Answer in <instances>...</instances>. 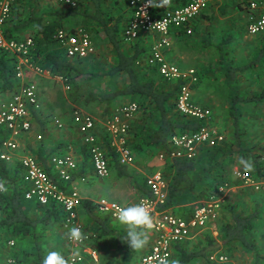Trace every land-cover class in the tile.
Returning <instances> with one entry per match:
<instances>
[{
  "label": "trees",
  "instance_id": "trees-1",
  "mask_svg": "<svg viewBox=\"0 0 264 264\" xmlns=\"http://www.w3.org/2000/svg\"><path fill=\"white\" fill-rule=\"evenodd\" d=\"M28 1V5L35 6L36 1L41 0ZM87 1L90 8L85 7L83 1L79 0L77 8H68L64 13L53 12L51 14L53 19L44 24L42 23L43 20L36 14H32L29 19L21 17L13 9L16 5L14 3L15 5L12 6L10 11L11 17L3 26L4 36L19 40L21 32H32L31 37L36 45L34 44L31 61L42 69L49 70L52 76L64 79L65 86L68 87V96L75 104L83 106L95 104L99 109L102 108V118L109 115L114 103L119 100L128 99L137 103L138 111L128 130V147L131 153L134 157L141 154L158 156L163 153L167 155L171 149L170 141L173 136L194 132L199 129L202 122L184 117L176 110V93L181 82L163 80L158 75L156 68L149 67L143 62L145 55H147V43L140 38L133 43L124 44L122 32L130 14L126 2L121 0L124 2V6H114L113 9L116 10L114 14L112 9L103 7L106 0ZM187 1L189 0H173V3L175 6H182ZM206 1V9L191 24L192 34L186 36L182 30H178L173 34V38L185 37L189 40L197 35L196 31L198 32L199 26H196V24L199 21L210 22L213 19L212 3ZM254 1L257 0H230L232 8L230 11L223 12L222 15L227 16L231 11L244 12L249 4ZM225 5L229 7V4L225 3ZM120 10L122 12H119ZM63 20H65V23H63ZM67 21L70 24H67ZM76 24L77 26H75ZM65 25L70 26L66 27ZM76 28H82L88 33L93 46L105 45L110 54V61L104 67L105 69L101 68L100 72H93L88 77V80L97 83L98 81L105 82L104 88L97 90L96 93L84 91L80 82L83 72L82 62L90 58H92V62L94 60L98 61L99 59L93 57L95 53L84 60H70L65 57L64 50L53 39L54 34L59 29L73 30ZM260 35L262 34L253 36L249 41L250 45L246 43L247 47H245L247 51H257L253 60L245 68L251 69L260 64L262 69L258 74L259 77H261V72L264 69V38ZM234 36V33L227 34L215 47L211 46L210 40L201 38L202 49L212 47L217 51H228L225 50V46L231 44ZM53 45H57L58 50L61 52H54L56 50H54ZM137 62L139 63L137 64ZM223 67L225 86L230 93L228 95L229 116L233 119V124L237 128L238 125L235 120H237L238 113H241L240 105L242 103L250 101L264 106V85L258 93L248 97L246 93L235 88L238 72H243L242 68H236L231 63H225ZM259 82L261 83V80ZM201 83L202 76L199 77L196 88ZM18 85L19 82L15 78V59L0 51V96H10L15 93ZM232 90H235V92L231 93ZM39 115L42 116L39 108L32 110L30 112V122L37 121L41 135H44L45 125H48L51 119L45 117L42 119L44 122H42L38 119ZM6 138H8V133L0 130V139ZM223 144L228 148L225 141ZM103 147L109 158V170L110 168L120 170L117 155L109 148L106 140ZM204 152L205 159L201 161L203 165H199L201 159L192 161L170 159L168 155L161 161L160 173L167 187V199L164 209L170 210V212L173 211L172 213L175 215L187 217L193 209L192 204L187 205L180 211H176L175 208V202L180 200L182 188L183 192L190 197V201L196 203L206 200L209 195L216 192L221 182H216L215 177L211 174V168L216 163L215 157L224 152V146L207 148ZM82 154L84 159L81 163H77L78 169L73 173L72 180L84 175L86 172L89 158L85 147L82 148ZM38 161L45 172L51 175V179L62 187V183L56 181L52 176L50 168L45 164V158L40 155ZM198 169H201L200 173ZM118 174L119 176L128 175V173L121 171ZM0 182L4 184V190L0 193V247H3L5 242L14 240L11 247L15 249V252L10 254L12 259L21 261L22 264H41L42 258L47 252H45L46 249L40 242V238L44 241L45 234L52 229V226H57V229L62 226L63 211L53 203L48 206H41L35 201L24 199L27 183L25 172L18 163L8 165L0 162ZM65 186L68 188V184ZM133 187L141 197L152 198L150 190L146 186L145 177L135 176ZM193 191H195L194 195H192ZM79 209H82L88 218L97 223L103 234L107 232L106 223L110 217L109 215L103 217L96 214L94 212L97 209L96 204L90 200H82ZM258 216V209L247 217L231 213L232 223H226L221 230L222 242L225 245L235 244L236 246L233 247L240 248L246 254L253 253L255 242L248 240L247 236L253 221ZM2 235L3 237L7 236L6 240L2 241ZM124 237L125 235L122 236L124 249L129 254H134V250L126 245ZM207 239L208 246L201 250L188 252L182 245L175 246L177 264H188L195 258H203L208 261L209 255L215 252V246L209 236H207ZM4 254L9 255L8 252ZM2 262L3 260H0V264ZM209 264L212 263L209 262Z\"/></svg>",
  "mask_w": 264,
  "mask_h": 264
},
{
  "label": "built area",
  "instance_id": "built-area-1",
  "mask_svg": "<svg viewBox=\"0 0 264 264\" xmlns=\"http://www.w3.org/2000/svg\"><path fill=\"white\" fill-rule=\"evenodd\" d=\"M15 1L0 0V51L15 59V78L19 82L17 91L7 100L0 102V130L8 133V138L0 139V162L12 165L16 160L24 170L27 183L25 200L35 201L41 206L53 203L62 209V228L70 249L66 264H84L85 256L89 257L91 264H98L96 252L84 248L88 238L78 220V209L82 201L80 194L74 186L70 188L65 186L73 183L72 175L77 171L75 161L66 155L50 159L51 174L56 181L63 184L60 187L34 157L19 154V139L31 130L30 112L39 108L37 87L28 79L26 71L41 77H49V73L31 61L34 50L32 38L17 40L4 36L3 26L9 19ZM58 1L69 9L77 8L79 2V0ZM124 1L130 11L122 32L124 44L133 43L140 38L144 40L148 45L146 65L156 68L158 75L165 81L181 82L176 93V110L184 117L202 122L199 129L194 132L173 136L170 141L171 149L167 155L170 159L192 161L201 148L219 147L225 141L224 135L214 128L210 111L192 98V92L199 81L197 72L193 68L182 70L167 58L173 34L182 30L186 36L191 35V24L206 9L207 1L189 0L182 6H175L173 0ZM247 10V34L250 36L263 34L264 7L251 2ZM53 39L64 50L67 59L84 60L95 53L88 33L82 28L59 29ZM260 80L264 85V69ZM62 82L65 84L64 79ZM65 89L68 90V87L65 86ZM137 111L138 106L135 103L120 105L113 108L101 123L104 132L101 137L106 135L107 139L104 140L109 141V148L117 155L121 166H130L134 163V156L127 143L129 124ZM72 118L86 148L94 176L99 179L107 178L110 170L102 147L103 140L101 138L98 140L95 136L97 119L91 115L78 113L73 114ZM54 125L57 128L62 127L59 120H55ZM167 155L159 154L158 160L162 161ZM237 177L245 185L249 184L256 191H261L264 196V181L255 182L246 172H239ZM0 185H2L1 193L4 184L0 182ZM146 186L152 198H143L138 203H143L150 209L153 220L150 232L153 240L137 264H172L175 246L182 245L209 229L215 220L218 199L213 196L203 204L194 206L189 216L181 217L163 208L167 199V187L160 172L157 171L146 177ZM218 191L221 193L223 188L220 187ZM96 205L99 212L118 221L119 211L123 208L121 205L105 199H101ZM73 227L81 230V239L68 238L67 234ZM13 244L12 241L8 242L9 246ZM209 262L229 264L230 260L227 256L215 252L209 256ZM7 264L19 263L8 260Z\"/></svg>",
  "mask_w": 264,
  "mask_h": 264
},
{
  "label": "crops",
  "instance_id": "crops-1",
  "mask_svg": "<svg viewBox=\"0 0 264 264\" xmlns=\"http://www.w3.org/2000/svg\"><path fill=\"white\" fill-rule=\"evenodd\" d=\"M80 1H83L85 7L90 8V4L87 0H80ZM116 1H118V0H106L103 4V7L104 8L108 7L109 9H112L113 13L115 14L116 10H114L113 7L114 6H121L119 3H116ZM254 3L258 4L255 1H254ZM244 13H245V22H241L238 20L239 16H237L235 13L231 12L234 19H231L230 24L225 25L222 29L228 30L231 33H233L231 31L232 28L230 26L234 25L233 26L234 28H238L236 30V32H234L235 35L238 36V33L241 32L242 28L244 29L245 33L247 34L245 27H246V23H247L248 10L247 9L244 10ZM242 16H244V15L242 14ZM226 18H228V17H226ZM63 23H65V20H63ZM235 23H237V24H235ZM67 24H70V22L67 21ZM204 24H205L204 21H199L196 24V26L197 25L199 26V29H198V32L196 31L197 35H195V36L196 37L198 36L197 39L200 42H201V38H202L201 35L205 34L202 31ZM229 28H231V29L229 30ZM226 34L224 32V35H226ZM247 36L252 38V36H250L248 34H247ZM231 41H233V37H232ZM189 42H192V41H190V39L189 40L186 39L185 37H182L180 39H176L175 43H174L175 51H173V50L169 51V53L167 54L168 60L172 63L174 62V64L176 63L175 65H177L182 70H187L189 68H193L192 66H195L198 69V71L202 74H204L205 72H209V70H211V71L217 72L219 74L222 73V75L224 76V71H223L224 67L223 66L225 65V63H229L227 61H224V59H225V57H228L229 55H231L229 58H231V62H232L231 64L234 67L239 68V69L242 68L243 72H248L251 70V69L245 68V67H248L249 63L253 60V58L255 56V51H253V52L252 51H244V53H243V51H240L243 48L242 44H238V45L236 44L240 48L239 51H230V52L229 51H216L218 53V57H219V60L216 62V65H213L212 67H210V64H209L208 66L203 67L201 64H196V61L194 63L190 64L189 60L186 58L187 53L189 51L187 52L184 50H186V48H187L186 45ZM234 45H235V43H234ZM58 49L59 48L57 47V50ZM176 49H177V51H176ZM54 50H56V49H54ZM54 52L60 53L61 51L58 50V51H54ZM241 55H243L244 57L247 58L246 63L243 65L239 64L240 61L237 58V56L239 58L243 57ZM247 56H249V57H247ZM146 57H147V55H145V57L143 59V62L145 64H146ZM220 57L223 58V60L220 59ZM199 61H201V60H199ZM138 63L139 62H137V64ZM45 71H47L49 73L48 74L49 77L44 76L43 78H45L47 80L55 79L57 82H59L63 86V89H65V84H63L61 77L52 76L51 73L49 72V70H47V69H45ZM243 72H238V73L241 74ZM198 74L199 73H197V75ZM26 75H27V77L31 76V79L34 81H35L36 77H39L38 75L29 73L28 71H26ZM34 76H36V77H34ZM199 77L201 78V75H198V78ZM28 79L31 80L30 78H28ZM261 85H262V83H261ZM199 87L200 86H198L197 88L195 87V89L193 90L192 98L196 103H198L199 105L208 109L211 113V110H212L211 109L212 107L210 105L211 100H209L208 98L203 99L201 102L198 100ZM122 100L124 101V103H121L122 105L129 104V103H135V102L130 101L128 99H122ZM135 104H137V103H135ZM93 105H95V104H93ZM118 106H120V105H118ZM115 107H117V106H115ZM115 107H113V108H115ZM97 109H99V108L97 107ZM82 113L86 114L85 112H82ZM87 115H89V113H87ZM211 115H212V113H211ZM92 116L94 117L95 115H92ZM213 117L214 116L212 115V118ZM104 118H100V120L97 119L98 122L96 123V129H95V132H96L95 136H97L98 140L100 138L103 140L102 141V147L104 146V142H105L104 139H107L106 135L103 138L101 137V135L104 133L102 125H101ZM38 119H40L42 121L43 117L39 115ZM253 119L254 118H251V121ZM71 120H72V125L74 126L73 129L75 130V132H73L71 130V132L68 135H66L64 139L61 138L57 142H56L57 138H55L56 136H53V134L50 136V133H55L54 132L55 130H53L50 127L51 124L45 125L44 135H41L39 123H37V121L34 120L31 123L32 132L27 133L25 135H22L21 138L19 139V143H18L19 144V154L20 155L27 154L29 156L34 157L37 161H38V159H40V155H41L42 157L45 158V164L50 168L51 171H52V168H51L50 159L52 157H62V156L66 155V156L71 157L75 161L76 164L81 163L84 159L81 148H84V145L82 143L81 136L79 135L75 125L73 124V118L72 117H71ZM42 122H44V121H42ZM263 125H264V119L262 122V126H260L259 139H257V151L255 148H253V144H254L253 140L248 139V137H242L241 138V136L237 135L238 133L236 134L234 132L233 139H231L232 142L229 143L232 146H230L228 144V148H226L224 144L220 145L222 147L224 146V152L220 153V155L215 157L216 164H217V168H216V175L217 176H214V177H215L216 182H221V183L217 187L216 192L213 193L212 195H209L207 197V199H210L211 197L215 196L214 198L218 199V209L216 210L215 220L209 226V229L205 230L204 232H205V234H207L206 239H207V236H209L213 240V244L215 246V249H214L215 252L221 253V254H223L229 258V260H230L229 264H264V241L261 242V240H260L261 239V231H262V233H264V196H263L261 191H256L255 188H253L249 184L245 185L242 182V180H240L237 177V174L239 172L240 173L246 172L251 177V179L253 181H255V182H263L264 181V133H263ZM213 126H214V128H216L215 127V118H213ZM218 131L223 134L222 131H220V130H218ZM37 135H38V137L36 138ZM223 135L225 137V143L227 144V142H229V139H227L225 134H223ZM51 138H52V141H51V143H49ZM46 139H47V141H46ZM106 141L109 144V141L108 140H106ZM52 142H53V144H52ZM44 146H45V149H44ZM205 149H207V148H201L199 150L196 158L201 159V161H204ZM103 151L106 154L104 147H103ZM227 153L228 154L231 153V155L233 156L232 159L234 160V162H229V161H226V163H225V161L221 162L222 156L223 155L225 156V154H227ZM254 153H255V155H254ZM241 158H244L245 160H248V158H249L248 161L251 162L252 167L250 169H245L240 164ZM108 159L109 158L107 156V160ZM16 163H18V162L15 160V162L12 164H16ZM87 164H88L86 166L87 169H86V172L84 173V175L78 176L75 180H73V183L68 184L69 188L74 186V185L78 186L79 191H80V196L82 195L81 198H83V200H90L94 204H96L101 199H106V200H112L109 202L117 203V204L122 206V205H124V204H122V202H125L126 199H124V197L121 195V193H123V192H121L122 190L119 187L118 181H121V180L124 181V179L126 180L127 178L131 179V181H130L131 189H132L131 191L134 192L135 195L139 196V201L143 198H146V197H141L139 195V193H137L133 187V178L135 177V176L133 177L131 175V168L133 167V164L130 166H121L119 164L120 170H118V171L110 168L108 178H106V179L105 178L99 179V178L94 176V173L92 171V166H91L89 159H88ZM199 165H203V162H200ZM77 169H78V166H77ZM247 170H251V171L249 172ZM120 171L124 172V173H128V175L127 176H119L118 173ZM198 171L200 173L201 169H198ZM221 179H224V181H222ZM96 180H98V181L105 180L106 182L103 181L104 185L110 181L109 183H112L111 187H113L114 191L112 192V190H111L108 192V194L105 193L104 196H106V198H100L97 201L95 199V195H96L95 191L96 190L102 191L104 189H102L100 186H97V185H100V183L99 182L95 183ZM113 180L117 181L118 184L117 183L114 184ZM121 184H123V183H121ZM61 185H63V184H61ZM220 187L223 188V191L221 193L218 191V189ZM129 191H130L129 188H127L126 192H129ZM129 194L130 193H128V195ZM183 194H184V192H183V188H182L180 198L183 197ZM194 194H195V191L192 192V195H194ZM206 200L199 202V203L190 202V205L192 204L194 207L196 205L203 204ZM138 202H135L134 204H137ZM187 205H189V202L187 203ZM256 209H258V211H259V216L256 220L253 221L252 227L249 231V235L247 236L248 240H250V241L252 240L253 242H255L254 252L250 253V254H246L240 248L233 247V246H236L235 244L225 245L222 242L221 230L223 228V225H225L226 223H229V224L232 223L231 222V213H237L243 217H247V216H250L251 214H253ZM78 210H79V215L82 219L83 228L85 229V233H86L85 235H87V238H88L85 242L87 244V247H88L87 250H91V251L96 252L97 257H98V264H130V262L134 261V259L136 257H138V260H139L140 257L146 253L150 243L153 240V235L149 231V240L150 241L147 244V247L145 248V250H143V249L134 250V254H129V252H127L124 249L123 244H122V236L126 234L125 226L121 225L118 221L109 218L107 223H106L107 232L105 234H103L99 230L97 223L93 222L90 218H88L87 214H85L82 209H78ZM94 212L96 214L103 216V217H105V215H106L104 213L99 212L98 209H95ZM224 213L226 215L222 216ZM78 220H79V218H78ZM56 227L57 226H52V228L54 230L59 231V233H60V234H58L59 240L58 241L53 240V243L51 245H49L47 247V249H48V251H59L66 260L67 256L65 257V255L68 252L69 246H67L68 244H67V242H64V240L62 243H60L62 241L61 236L65 235V231L62 228V226L59 229H57ZM200 234L201 233H199L196 238H194L190 241H187L186 243H192V242L198 240L197 238L200 236ZM6 238H7V236H5V237H3V235L1 236L2 241H4V239L6 240ZM11 241L13 242L14 240H11ZM186 243L182 244L183 248H184V245ZM206 243L201 248H194L191 250L186 249V250L188 252H191V251H195V250L205 249L208 246V239H207ZM91 247L94 250L90 249ZM237 247H239V246H237ZM48 251H45V252H48ZM215 252H213V253H215ZM175 253L176 252L173 251V255H174L173 257L174 258H173L172 264H174V260L177 259V255ZM8 260H15V259L9 258ZM200 260L204 261L206 264H209V262H208L209 257H208V261H206L203 258H195L191 262H189L188 264H197L198 261H200ZM85 264H91V260L89 259L88 256H86V258H85Z\"/></svg>",
  "mask_w": 264,
  "mask_h": 264
},
{
  "label": "rangeland",
  "instance_id": "rangeland-1",
  "mask_svg": "<svg viewBox=\"0 0 264 264\" xmlns=\"http://www.w3.org/2000/svg\"><path fill=\"white\" fill-rule=\"evenodd\" d=\"M28 2H29L28 0H16L15 1L16 5L14 4L15 7L13 9L16 10L17 13L25 19H29L32 17V14H36L40 19L43 20V22H42L43 24L48 22L49 20L53 19L52 15H51L53 12H56V13L63 12L64 13L65 11L68 10V8L61 5L58 0L36 1L35 6L28 5ZM117 2L121 6H124V2H122L121 0H118ZM208 2H211L212 6H213V8H212L213 9V13H212L213 19L210 22L204 21L205 24H204V27L202 28V31L205 34H203L201 36H202V39L210 40L212 47L213 46L215 47V45L220 43L226 37L227 34L231 33L230 31L224 30L222 28L225 25L230 24L231 19H234V18H233L231 13L228 16L222 15L223 12L230 11V9L232 8L230 6V3H231L230 0L229 1H226V0H208ZM255 2H257L259 4V6L260 5L262 7L264 6V0H257ZM225 3L229 4V7H226ZM119 12H122V10H120ZM232 13H235L237 16H239V19H238L239 21L245 22V13L244 12L233 11ZM242 14L244 16H242ZM9 17H11V15H9ZM226 17H228V18H226ZM79 24H80V22H79ZM235 24H237V23H235ZM65 26L67 27L70 25H65ZM75 26H77V24ZM233 26L234 25H231L230 27L232 29L229 28V30L231 29V31L234 33V32H236V30L238 28H234ZM224 32H225V34L226 33L227 34L224 35ZM31 34H32V32L23 31L19 35V39H24V38H28V37L32 38ZM260 36H263V38H264V33ZM251 39L252 38L248 37L247 34L245 33L244 29L242 28L241 32L238 33V36L237 35L234 36L233 41H231L232 43L225 46V50H228L229 52L230 51H239L240 48L237 45L242 44L243 48L240 51H243V53H244V51H247V50H245L244 47H247L246 46L247 44L250 45L249 41H251ZM175 40L176 39L173 38V36H172V41H171L172 43H171L170 51H172V50L175 51V47H174ZM190 41H192V42H189L186 45V47H187L186 50H184L187 52L189 51L187 53L186 58L189 60L190 64L194 63L196 61V64H201L203 67H206L209 64H210V67H212L213 65H216V62L219 60L218 53L216 52L217 50L213 49L212 47H210L208 49H202V42H200L195 35L193 37H191ZM234 43H235V45L236 44L237 45L235 46ZM34 44H35V42H34ZM53 47H56L54 49H56V51H58L57 45H53ZM53 47H51V48H53ZM94 48H95V55L93 57L96 59H99V60L98 61L94 60L92 62V58H90V59L84 60L82 62L83 72L81 75L82 77L80 78V82L83 86L84 91H91V92L96 93L97 90L104 88L105 82L98 81V83H97L93 80H88V77L93 72L95 73V72L99 71L101 68L105 69L104 67L109 64L110 54H109V52H107L108 50L106 49V46L103 44H100L99 46L98 45L94 46ZM176 51H177V49H176ZM256 54H257V51H255V55ZM230 56L231 55H229L228 57H225L224 61L232 63L231 58H229ZM241 56H243V55H241ZM247 57H249V56H247ZM237 58L240 61L239 64L243 65L246 63V59H247L246 57L243 56V57L239 58L237 56ZM220 59L223 60V58H221V57H220ZM199 60H201V61H199ZM192 67L194 70L196 69L195 71H197V73H199L198 75L202 76V83L200 84V87H199L198 100L200 102L206 98L211 100V102H210L211 103L210 105L212 107L211 113L214 116L213 118H215V127L218 130L222 131L223 134L226 135L227 139H229V142H227V144L232 142L231 139H233L234 132L236 131L235 133L236 134L238 133L237 135L241 136V138L242 137H248V139L253 140V143H254L253 148H255L257 151V139H259V134H260L259 130H260V126H262V122L264 119V106L260 105V104L257 105L254 102H250V101L247 103H242L240 105L241 113H238L237 120H235L236 124L238 125V127L236 128L233 124V119L229 116L228 95L230 93H229V90L225 86V79H224V76L222 75V73L219 74L217 72L209 70V72H205L204 74H202L198 71V69L195 66H192ZM261 69H262L261 65L257 64V66H255L254 68H251L250 71L238 74L237 75L238 79H237V82L235 83V85H236L235 88H237L238 91L246 93L248 97H252L256 93H258V91H260V89L263 88V86L259 82L260 77L258 76ZM34 77H36V76H34ZM28 78L31 79V76H29ZM31 81L37 87L39 111H40L42 117L43 118L46 117V118L51 119L49 125L51 124L53 126L52 127L50 125V127L53 130H55L54 131L55 133H50V136L52 134H53V136H56L55 137V138H57L56 142L61 138L64 139L65 136L71 132V130L73 132H75V130L73 129L74 126L72 125V120H71V117H73V114H75V113L84 114L82 112H85L86 114L87 113H89V115L91 114V116L95 115L94 118H96L98 120H100V118H102V115H101L103 112L102 108L97 109V107L93 104L92 105H84V106L81 104H75L69 98L68 91L63 89V86L59 82H57L55 79L47 80V79L39 76V77H36L35 81L32 79H31ZM233 91L235 92V90H232L231 93H233ZM8 98H9V96H7V95H3V97L0 96V102L3 100H7ZM121 103H124V101L119 100V101L115 102L113 107L118 106V105H122ZM251 118H254V119L251 121ZM133 119H132V121H133ZM55 120L60 121V123L62 124L61 128H57L54 125ZM132 121L130 122V124L132 123ZM73 124H74V122H73ZM130 124H129V127H130ZM75 127H76V125H75ZM30 132H32V127H31ZM37 137H38V135L36 136V138ZM46 141H47V139H46ZM51 141H52V138L50 139L49 143H51ZM52 144H53V142H52ZM127 145H128V143H127ZM229 145L232 146L231 144H229ZM44 149H45V146H44ZM254 155H255V153H254ZM232 158H233V156L231 155V153H229V154L227 153V154H225V156L223 155L221 158L222 160L221 159L220 160H221V162L225 161V163H226V161L234 162V160ZM195 159L198 160V158H195ZM248 160H249V158H248ZM134 161L135 162L133 163V167L131 168V175L133 177L134 176H143L146 179V177H149L150 175H152L153 173H155L157 171L160 172V170H161V166H162L161 163L162 162L158 160L157 155H151V156L148 154H146V155H144V154L135 155ZM200 162H201V160H200ZM212 168H211V174L213 176H217L216 175L217 164L215 163V165H213ZM247 171L250 172L251 170H247ZM221 180L224 181V179H221ZM103 181L106 182L105 180H103ZM103 181L102 180H100V181L96 180L95 181V183H97V182L100 183V185H97V186H100L102 189H104L102 191H98V190L95 191V193H96L95 199L97 201L100 198H106V196H104L105 193L108 194L109 191H111V190H112V192L114 191L113 187H111L112 183H109L110 181L105 184L106 186L104 185ZM130 181H131L130 178H127L126 180L124 179V181L123 180L118 181L119 187L122 190L121 192H123V193H121V195L124 197V199H126L125 202H122V204H124V205H122V207L134 205L135 202L139 201V196L135 195V193L131 191L132 189H131ZM113 183L115 184V183H117V181L113 180ZM121 183H123V184H121ZM74 187L78 190V192L80 194L78 186L74 185ZM127 188H129V190H130L129 192H126ZM128 193H130V194L128 195ZM184 194H183V197L180 198V200L175 202L176 211L183 210V208L187 206V203L189 202V204H190V202H191L190 197H188L187 194H185V195ZM80 197H82V195ZM81 199L83 200V198H81ZM107 201H112V200H107ZM225 215L226 214L224 213L222 216H225ZM78 218H79V222L83 228L82 219L79 215V210H78ZM83 232L85 233L84 228H83ZM58 234H60L59 231L54 230L52 228L47 234H45V236H44L45 240L44 241H43V239L40 238V242H42V245H43L44 249H46V251H48L47 247L53 243V240H55V241L59 240ZM206 235L207 234H205V232H202L200 234V236L197 238L198 240H196L192 243H186L184 245V248L191 250L194 248L203 247L205 245V243L207 242ZM61 238H62V241L60 243H62L63 240H64V242H67L66 235H64V236L62 235ZM260 240H261V242L264 241V233H262V231H261V239ZM7 243H8V241L5 242L3 247H0V260H3L2 264L5 263L9 258H11L10 254H13L15 252V249L13 247L9 246ZM67 244H68V242H67ZM67 246H69V245H67ZM146 247H147V245L143 248V250H145ZM84 248L88 249L86 243L84 245ZM90 249H93V248L91 247ZM6 252H8L9 255L4 254ZM69 253H70V251L65 255V257L68 256ZM85 258H86V256H85ZM134 261H132L133 263L130 262V264H137V261H139L138 257H136L134 259ZM17 262H19V261H17ZM6 264H7V262H6ZM174 264H177L176 259L174 260ZM197 264H206V263L204 261L200 260V261H198Z\"/></svg>",
  "mask_w": 264,
  "mask_h": 264
},
{
  "label": "clouds",
  "instance_id": "clouds-1",
  "mask_svg": "<svg viewBox=\"0 0 264 264\" xmlns=\"http://www.w3.org/2000/svg\"><path fill=\"white\" fill-rule=\"evenodd\" d=\"M240 164L245 169L252 167L251 162L244 158L240 159ZM118 222L126 228L124 240L130 249L141 250L149 243V231L153 227V220L150 209L145 204L137 203L121 208ZM67 235L70 240L82 238L78 227L71 228ZM41 264H66V260L59 251H48Z\"/></svg>",
  "mask_w": 264,
  "mask_h": 264
}]
</instances>
